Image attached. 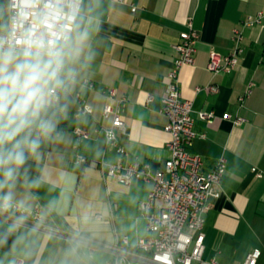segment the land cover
Wrapping results in <instances>:
<instances>
[{
    "label": "crops",
    "instance_id": "0c3cea01",
    "mask_svg": "<svg viewBox=\"0 0 264 264\" xmlns=\"http://www.w3.org/2000/svg\"><path fill=\"white\" fill-rule=\"evenodd\" d=\"M261 9L264 0H82L72 34L88 31L91 59H82L77 84L65 101L67 112L57 129L61 137L42 143L39 159H26L14 189L17 199L28 197L30 208L40 203L42 221L60 233L15 226L13 217L0 214V264H106L120 237L126 236V247L132 249L148 233L139 203L151 182L127 185L103 177L96 162L102 149L107 163L117 155L94 128L110 126L102 107L115 104L105 94L112 88L116 97L126 98L119 107L126 123V133L119 137L128 153L123 161L136 158L151 170L162 166L169 157V134L161 97L177 56L173 44L187 30L189 17L198 33L195 62L180 67L177 81L183 98L191 102L192 149L200 154L204 170L218 157L226 159L217 196L204 213L202 256L218 264H241L256 248V264H264V22L241 28L242 51L233 70L212 74L206 68L209 52L228 53L233 28ZM6 22L5 0H0V30ZM208 83L219 90L206 92L202 87ZM247 87L250 93L240 102ZM75 92L92 107L90 114L74 115ZM201 112L213 115L202 119ZM224 113L229 118H222ZM75 127L89 129L90 137L77 139ZM33 181L36 186L27 187Z\"/></svg>",
    "mask_w": 264,
    "mask_h": 264
},
{
    "label": "built area",
    "instance_id": "2783aa9c",
    "mask_svg": "<svg viewBox=\"0 0 264 264\" xmlns=\"http://www.w3.org/2000/svg\"><path fill=\"white\" fill-rule=\"evenodd\" d=\"M17 0H5L7 22L4 31L10 29L16 18L14 5ZM48 0H40L39 6L33 11L39 15L44 9ZM82 0H73L71 5L65 2L55 5L62 8L68 17L62 16L57 22V28L67 25L73 32L74 23L79 13ZM69 7L71 12H69ZM135 10V7H131ZM264 22V9L255 14L246 15L240 21V27L232 30L233 45L229 52L221 54L211 50L208 54L206 68L212 73H226L233 70L238 62L240 52V40L242 39V27L260 25ZM31 23L24 22L27 28ZM187 30L179 33V41L173 44L177 56L172 62L171 69L166 75L164 93L161 97V112L167 121L164 130L169 134L167 149L169 157L164 160L161 167L151 170L149 164L140 162L136 158L125 163L123 158L128 155L126 149L119 142L120 135L126 133V123L119 116V107L123 106L126 98L116 97L115 90L109 88L105 94L115 100V104H105L102 107V116L110 119V126L99 125L94 128L95 132H102L104 135V146L112 147L117 155L114 163H107L104 160L105 149H102V156L98 159L97 165L103 177L113 176L120 183L129 185L133 180L151 182V188L146 198L139 203V211L146 222L147 234L140 237L132 249L126 246V236L119 239L114 246L115 254L106 264H218L214 258L204 259V213L211 206V199L217 196L216 185L221 180L226 168L224 156L218 157L209 170H204L202 158L199 153L192 149L195 136L192 130L193 118L191 116V102L183 98L178 86L177 76L180 67L193 65L195 62V44L198 40V33L192 29L191 18L186 21ZM206 92H217L219 86L215 83H208L202 87ZM196 89H200L197 87ZM250 93L247 87L244 94L239 97L242 102L244 97ZM73 97L76 102L75 116L79 114H90L92 107L75 92ZM151 99V96H148ZM213 113H199L200 118L210 120ZM222 118H229L224 113ZM241 118L235 119L239 123ZM73 134L77 139L90 137L91 131L83 127H75ZM204 137V133L199 134ZM80 162H86L83 157H78ZM253 170H255L253 168ZM257 176H261L256 171ZM156 201H159L158 203ZM7 217H13L15 226L20 224L39 227L48 232L60 233L56 227H52L42 221V205L36 203L28 212L9 211L0 213ZM23 215L22 221L17 217ZM121 243V244H120ZM260 255L259 249H251L241 264H256ZM10 264H22L21 260L13 261Z\"/></svg>",
    "mask_w": 264,
    "mask_h": 264
},
{
    "label": "clouds",
    "instance_id": "9594fccd",
    "mask_svg": "<svg viewBox=\"0 0 264 264\" xmlns=\"http://www.w3.org/2000/svg\"><path fill=\"white\" fill-rule=\"evenodd\" d=\"M39 3L17 0L14 23L0 30V213L30 211L28 197L17 199L14 191L20 169L28 157L39 159L42 143L61 137L57 129L67 112L65 101L77 84L82 59H91L88 31L73 35L67 25L57 28L69 14L48 0L37 15L33 10Z\"/></svg>",
    "mask_w": 264,
    "mask_h": 264
}]
</instances>
